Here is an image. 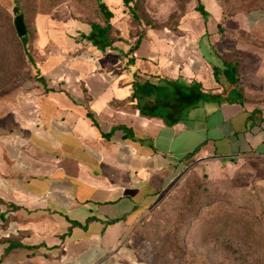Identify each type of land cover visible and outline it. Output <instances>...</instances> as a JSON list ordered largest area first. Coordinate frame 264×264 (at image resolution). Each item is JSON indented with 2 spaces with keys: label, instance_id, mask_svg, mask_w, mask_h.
<instances>
[{
  "label": "crops",
  "instance_id": "1",
  "mask_svg": "<svg viewBox=\"0 0 264 264\" xmlns=\"http://www.w3.org/2000/svg\"><path fill=\"white\" fill-rule=\"evenodd\" d=\"M79 45L0 103V264H145L135 228L189 164L264 178V0H191L175 30Z\"/></svg>",
  "mask_w": 264,
  "mask_h": 264
},
{
  "label": "rangeland",
  "instance_id": "2",
  "mask_svg": "<svg viewBox=\"0 0 264 264\" xmlns=\"http://www.w3.org/2000/svg\"><path fill=\"white\" fill-rule=\"evenodd\" d=\"M104 1L115 14V24L127 27L123 1ZM132 2L154 29H177L189 6V0ZM18 7L16 13L12 0H0V103L16 93L32 96L40 82L37 68L54 50L72 53L77 44L99 43L98 36L87 39L91 24L102 23L94 0H18ZM19 14L33 45L32 61L16 32ZM114 35L110 38L115 42ZM6 108L0 105V111ZM134 232L145 264H264V178L258 163L218 168L189 164Z\"/></svg>",
  "mask_w": 264,
  "mask_h": 264
},
{
  "label": "trees",
  "instance_id": "3",
  "mask_svg": "<svg viewBox=\"0 0 264 264\" xmlns=\"http://www.w3.org/2000/svg\"><path fill=\"white\" fill-rule=\"evenodd\" d=\"M13 1V5H14V11L16 13H18L19 11V7H18V0H12ZM96 5H97V10H98V15L101 18L102 23H92L91 24V35L89 37H87V39L91 40L95 37L98 36L99 39V43L94 44L95 46H102L103 49H106L108 47H112V45L116 42V41H123V40H127L128 37L129 38H136V43H139L145 36L148 30L154 29L152 26H148V23L146 21H144L143 19H141V16L139 17V12L138 10H136V7L138 6V3L136 2H132V0H122L124 3V12L128 17V24L127 27L123 28L121 26H117L115 24V22L113 21V19L115 18V14L114 12L109 8V5L107 4L106 1L104 0H94ZM191 0H189L190 2ZM198 9L201 11V13L206 14V12L204 11V9L202 8V6L200 5L198 7ZM21 15V14H19ZM18 15V16H19ZM23 15V14H22ZM24 16V15H23ZM1 28V27H0ZM27 29V27H26ZM17 32V31H16ZM121 32V36H118L119 33ZM3 34V32H0V39H1V35ZM114 34H116V41L114 42L112 38L115 36ZM18 35V33H17ZM19 37V35H18ZM93 37V38H92ZM20 38V42L22 43V46L24 48L25 53L27 54L28 58L30 59V61L33 60L32 58V49H33V45L29 40V31H28V35L24 36V37H19ZM94 43V41H92ZM91 42V43H92ZM137 46V44H136ZM136 46H133L132 48H135ZM228 71H230L232 73V75L234 77H236L238 75V66L239 63L236 61L235 62V66L232 64H229L227 62H225ZM33 65H36L33 63ZM215 73H217V71L215 70ZM37 77L38 79L43 82L44 81V77L40 76V67L37 68ZM134 97V96H133ZM141 110V114L143 116L146 117H160L162 118L167 124H170L166 118L162 115H159L158 113H150L147 111H144L140 108Z\"/></svg>",
  "mask_w": 264,
  "mask_h": 264
},
{
  "label": "water",
  "instance_id": "4",
  "mask_svg": "<svg viewBox=\"0 0 264 264\" xmlns=\"http://www.w3.org/2000/svg\"><path fill=\"white\" fill-rule=\"evenodd\" d=\"M14 24L19 37H24L27 34L24 16L22 14L17 16Z\"/></svg>",
  "mask_w": 264,
  "mask_h": 264
}]
</instances>
